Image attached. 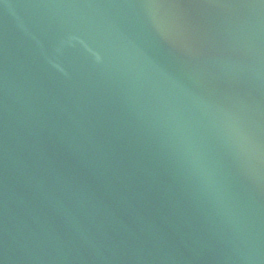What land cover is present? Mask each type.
I'll return each instance as SVG.
<instances>
[{"label":"water","instance_id":"obj_1","mask_svg":"<svg viewBox=\"0 0 264 264\" xmlns=\"http://www.w3.org/2000/svg\"><path fill=\"white\" fill-rule=\"evenodd\" d=\"M0 264H264V0H0Z\"/></svg>","mask_w":264,"mask_h":264}]
</instances>
